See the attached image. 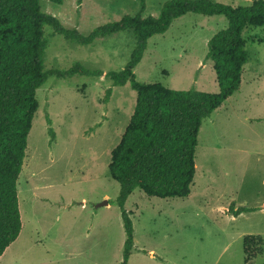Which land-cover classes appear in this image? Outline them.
Masks as SVG:
<instances>
[{
  "label": "rangeland",
  "instance_id": "rangeland-1",
  "mask_svg": "<svg viewBox=\"0 0 264 264\" xmlns=\"http://www.w3.org/2000/svg\"><path fill=\"white\" fill-rule=\"evenodd\" d=\"M165 1L143 0L141 16H156ZM38 2L83 34L140 10L139 0ZM226 26L222 15L187 12L174 18L148 38L133 68L136 80L217 92L212 61L204 57L207 40ZM43 29L45 69L79 62L103 73L120 70L134 45L127 29L87 45L64 39L46 24ZM242 36L248 57L239 87L200 123L189 194L160 198L135 188L124 202L133 228L129 264H243L245 256L247 264H264V26L248 25ZM35 97L17 180L21 229L0 264H119L125 238L119 184L107 166L133 111L135 91L128 82L113 85L104 74H75L48 76ZM230 206L254 210L233 216ZM247 234L262 240L255 256L253 248L243 252Z\"/></svg>",
  "mask_w": 264,
  "mask_h": 264
},
{
  "label": "trees",
  "instance_id": "trees-1",
  "mask_svg": "<svg viewBox=\"0 0 264 264\" xmlns=\"http://www.w3.org/2000/svg\"><path fill=\"white\" fill-rule=\"evenodd\" d=\"M60 4L62 0H49ZM78 3L81 0H76ZM140 10L123 14L83 34L75 27H65L56 16L41 10L38 0H0V255L21 229L17 200V180L21 170L26 137L38 107L36 89L48 76L70 77L75 74H104L113 85L129 83L136 93L133 111L118 143L110 151L109 175L118 182L116 202L120 208L125 238L119 264H126L133 247V228L124 202L135 189L160 198L185 197L194 175V153L202 119L209 116L239 87L242 66L247 61L243 29L264 26V0L246 5H231L214 0H166L156 16L142 17ZM187 12L222 15L227 26L207 40L205 59L212 61L218 91L167 88L159 82L136 80L133 68L140 61L153 34L164 32L174 18ZM53 33L77 44H91L96 38L121 30H131L134 45L129 60L120 70L103 73L79 62L67 68L43 66L47 45L44 25ZM110 88L105 90V99ZM47 125L50 119L46 118ZM50 140L54 132L47 129ZM254 208L228 207L236 216ZM243 252L253 248L261 252L260 236H243ZM255 242L257 244H255ZM247 264V257L243 259Z\"/></svg>",
  "mask_w": 264,
  "mask_h": 264
},
{
  "label": "crops",
  "instance_id": "crops-1",
  "mask_svg": "<svg viewBox=\"0 0 264 264\" xmlns=\"http://www.w3.org/2000/svg\"><path fill=\"white\" fill-rule=\"evenodd\" d=\"M185 197H186V196H185ZM262 207H264V205H263V204H262ZM238 215H239V214H238ZM236 216H237V215H236ZM8 246H9V245H8ZM8 246H7V247L4 249V251H3V252H5V250L8 248ZM143 251H144V250H143ZM3 252H2V253H3ZM130 254H131V252H130ZM130 254H129V256H130ZM149 255H150V256H153V254H150V253H149ZM0 256H1V255H0ZM128 259H129V257H128ZM128 261H129V260H127L126 264H129V262H128Z\"/></svg>",
  "mask_w": 264,
  "mask_h": 264
},
{
  "label": "water",
  "instance_id": "water-1",
  "mask_svg": "<svg viewBox=\"0 0 264 264\" xmlns=\"http://www.w3.org/2000/svg\"><path fill=\"white\" fill-rule=\"evenodd\" d=\"M106 201H104V203H105Z\"/></svg>",
  "mask_w": 264,
  "mask_h": 264
}]
</instances>
